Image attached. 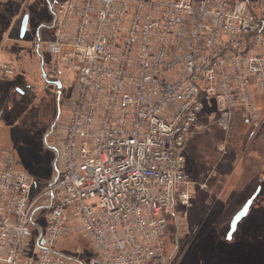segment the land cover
Masks as SVG:
<instances>
[{
  "label": "built area",
  "instance_id": "built-area-1",
  "mask_svg": "<svg viewBox=\"0 0 264 264\" xmlns=\"http://www.w3.org/2000/svg\"><path fill=\"white\" fill-rule=\"evenodd\" d=\"M55 11L45 43L70 108L62 167L35 194L34 176L1 150L0 264H66L70 222L99 264H160L174 207L193 194L187 139L215 121L228 135L237 113L257 119L264 0H62Z\"/></svg>",
  "mask_w": 264,
  "mask_h": 264
},
{
  "label": "rangeland",
  "instance_id": "rangeland-1",
  "mask_svg": "<svg viewBox=\"0 0 264 264\" xmlns=\"http://www.w3.org/2000/svg\"><path fill=\"white\" fill-rule=\"evenodd\" d=\"M61 1L27 0L14 30L8 33L10 38L3 43L4 60H11L16 71L8 76L0 69L10 92L0 102L5 110L0 119V148L11 150L16 168L34 176L35 194L61 171L60 138L70 112L68 98L43 76L49 58L45 40L54 28L42 30L40 43L37 31L38 24L47 21ZM25 15L28 21L22 30ZM257 104V119L247 120L237 113L228 135L215 121L187 139L186 172L195 181L193 194L189 205L176 203L174 207L160 264H264V96ZM224 139L226 153L218 148ZM257 190L248 213L228 236L234 214ZM47 210L46 206L36 209L38 224ZM68 227L58 247L67 256L66 264H99V254L88 235L76 223L70 222Z\"/></svg>",
  "mask_w": 264,
  "mask_h": 264
},
{
  "label": "crops",
  "instance_id": "crops-1",
  "mask_svg": "<svg viewBox=\"0 0 264 264\" xmlns=\"http://www.w3.org/2000/svg\"><path fill=\"white\" fill-rule=\"evenodd\" d=\"M26 1L27 0H0V64L8 61V60H4V58L6 57L5 56L6 54L4 52L3 43H4L5 38H10L8 36V33H11L14 30L15 22L18 19V17H20V13ZM11 47L7 48L6 53H9L8 49ZM11 63L13 62L11 61ZM15 69H16V66H15ZM9 93H10L9 87L8 85H6L4 77L0 76V102L1 103H4V99L7 98ZM3 112H5V110L3 111V107L2 105H0V119H3L2 118ZM3 148H6V147L1 146L0 157H1V150Z\"/></svg>",
  "mask_w": 264,
  "mask_h": 264
},
{
  "label": "water",
  "instance_id": "water-1",
  "mask_svg": "<svg viewBox=\"0 0 264 264\" xmlns=\"http://www.w3.org/2000/svg\"><path fill=\"white\" fill-rule=\"evenodd\" d=\"M27 21H28V15H25V17L23 19V24H22V30H24L26 28ZM43 76L45 77L46 81L55 84L58 88H60L62 86V82L59 78L49 76L46 71L43 72ZM259 189H260V187L258 188V190ZM258 190L254 194H252V196L247 199L245 204L234 214L233 218L231 219L230 230L228 232V236L232 235V232H234L235 229L237 228L239 221L248 213V211L252 205V202H253L254 198L256 197Z\"/></svg>",
  "mask_w": 264,
  "mask_h": 264
},
{
  "label": "flooded vegetation",
  "instance_id": "flooded-vegetation-1",
  "mask_svg": "<svg viewBox=\"0 0 264 264\" xmlns=\"http://www.w3.org/2000/svg\"><path fill=\"white\" fill-rule=\"evenodd\" d=\"M55 18H56V11L55 10H52L50 12V14H49L48 20L45 21V22H40L38 24L37 31L40 34L38 36L39 43L41 42V32H42V30L43 31L45 30L46 32H49V31L53 30V28L55 27Z\"/></svg>",
  "mask_w": 264,
  "mask_h": 264
}]
</instances>
